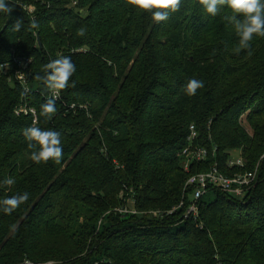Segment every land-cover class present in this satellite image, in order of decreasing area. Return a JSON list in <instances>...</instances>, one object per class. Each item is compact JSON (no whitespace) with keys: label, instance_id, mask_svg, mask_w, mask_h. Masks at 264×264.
I'll use <instances>...</instances> for the list:
<instances>
[{"label":"trees","instance_id":"16d2710c","mask_svg":"<svg viewBox=\"0 0 264 264\" xmlns=\"http://www.w3.org/2000/svg\"><path fill=\"white\" fill-rule=\"evenodd\" d=\"M7 2L0 199L24 192L29 199L0 212V264H264V37H253L251 56L236 54L234 29L197 0H183L159 23L126 0ZM32 17L39 29H29ZM17 19L23 25L13 32ZM60 55L71 56L76 71L45 119L49 93L34 77ZM19 60L31 61L26 95L15 77ZM192 78L204 87L189 97L183 88ZM21 109L61 133L60 164L31 161L23 129L33 118ZM191 126L209 159L186 172ZM233 153L243 168L229 167ZM214 165L226 176L257 168L254 188L242 200L210 188L205 196L214 198L204 196L197 218H186L187 180ZM8 177L11 187L2 184Z\"/></svg>","mask_w":264,"mask_h":264},{"label":"clouds","instance_id":"9594fccd","mask_svg":"<svg viewBox=\"0 0 264 264\" xmlns=\"http://www.w3.org/2000/svg\"><path fill=\"white\" fill-rule=\"evenodd\" d=\"M127 4L142 12L151 13L154 22L167 21L170 16L180 11L183 0H126ZM203 12L212 18L220 17L227 26L234 29L239 37V46L235 53L241 50H248V55H252L251 41L254 36L264 37V0H197ZM13 6L7 0H0V12L10 16ZM23 25L22 19H17L11 26L13 32H19ZM29 29H39V22L32 17L29 22ZM86 28L77 30V35L83 37ZM76 71V65L71 56L60 55L54 60H50L43 65L42 75L37 74L34 78L40 81L43 93H51L53 98H49L41 105L39 115L45 119H51L57 112L55 100L59 98L61 91L69 86L70 78ZM204 87L202 80L192 78L184 85V92L192 97L197 91ZM29 89H24L21 93L26 95ZM23 136L28 142L31 150L30 159L39 165L53 161L60 164L63 157V146L61 133L54 130H43L36 126L23 129ZM16 183L12 177L6 178L2 184L11 187ZM29 199V193L16 194L0 199V212L11 214L19 206Z\"/></svg>","mask_w":264,"mask_h":264},{"label":"built area","instance_id":"2783aa9c","mask_svg":"<svg viewBox=\"0 0 264 264\" xmlns=\"http://www.w3.org/2000/svg\"><path fill=\"white\" fill-rule=\"evenodd\" d=\"M30 62V60H19L15 62V64L18 66V70L15 73V77L18 83L23 87V89H29L24 74ZM49 98H53L51 93H49V95L46 97V99ZM60 98L61 93L59 95V98H57L55 102H58ZM19 113H23L25 115L30 114L32 115L33 123L37 122V117L34 110L27 111L25 109H21L19 110ZM196 139L197 132L194 126H191L189 128V135L187 137L188 146L183 151V156L186 161L184 166L186 172L189 171L190 165L194 163H204L209 159V152L205 148L197 147L196 145H194ZM215 150L216 149L214 148L213 151L215 152ZM228 165L230 168H243L244 160L240 156L232 157L230 158ZM256 181L257 168L253 172L236 173L232 176H226L220 173L217 167L214 165L208 172L191 175L186 183V187L192 190L190 196V204L185 214L186 218L189 216L197 218L198 202L205 196L208 189L216 188L219 189L221 192L229 194L233 198L243 199L254 188ZM179 207H182V205H180ZM174 211L175 209L169 211L168 215H171ZM121 213L134 214L135 212L124 210Z\"/></svg>","mask_w":264,"mask_h":264},{"label":"rangeland","instance_id":"374dc122","mask_svg":"<svg viewBox=\"0 0 264 264\" xmlns=\"http://www.w3.org/2000/svg\"><path fill=\"white\" fill-rule=\"evenodd\" d=\"M13 68V67H12ZM237 156V153H233V156L232 157H236ZM214 198V196H213V194H211V193H209L208 195H206L205 197H204V199H206V200H209V199H213ZM239 200H242V199H239ZM98 226H100V224L98 225Z\"/></svg>","mask_w":264,"mask_h":264},{"label":"water","instance_id":"95a60500","mask_svg":"<svg viewBox=\"0 0 264 264\" xmlns=\"http://www.w3.org/2000/svg\"><path fill=\"white\" fill-rule=\"evenodd\" d=\"M36 37H37L36 39H37L38 46L41 48V41H40V38H39L38 34H37Z\"/></svg>","mask_w":264,"mask_h":264}]
</instances>
